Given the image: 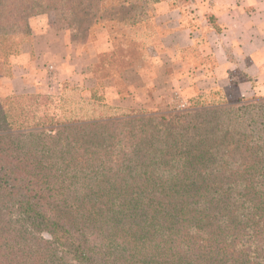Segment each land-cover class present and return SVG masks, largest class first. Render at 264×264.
<instances>
[{
    "label": "trees",
    "instance_id": "1",
    "mask_svg": "<svg viewBox=\"0 0 264 264\" xmlns=\"http://www.w3.org/2000/svg\"><path fill=\"white\" fill-rule=\"evenodd\" d=\"M160 1L0 0V79L47 13L72 30L103 24L112 48L92 75L122 92ZM85 90L62 118L0 95V264H264V99L198 94L151 111Z\"/></svg>",
    "mask_w": 264,
    "mask_h": 264
},
{
    "label": "crops",
    "instance_id": "2",
    "mask_svg": "<svg viewBox=\"0 0 264 264\" xmlns=\"http://www.w3.org/2000/svg\"><path fill=\"white\" fill-rule=\"evenodd\" d=\"M30 24L32 40L13 58L12 75L0 79L1 96L63 80L84 85L85 93L99 87L92 67L112 48L107 32L83 43L86 57L78 60L80 46L50 26L46 15L32 17ZM155 24L148 59L123 73L127 90L105 83L108 104L167 110L179 102L189 105L198 94L230 101L264 92V0H161ZM50 64L55 76L48 73Z\"/></svg>",
    "mask_w": 264,
    "mask_h": 264
},
{
    "label": "rangeland",
    "instance_id": "3",
    "mask_svg": "<svg viewBox=\"0 0 264 264\" xmlns=\"http://www.w3.org/2000/svg\"><path fill=\"white\" fill-rule=\"evenodd\" d=\"M179 2V4L185 0H177ZM140 2L136 1L135 4H137L139 7L137 8L139 10L140 8ZM130 5L126 3V8H129ZM134 12H132L131 14H134ZM39 15H46L50 26H52L54 29L60 31V32H66L68 33L71 42L74 43L75 45H79L80 46V51L82 52L81 56L78 58V60H81L82 57L85 58L86 57V50L85 47H82L83 43L85 42H91L95 39L98 38V36L101 34V32H107L106 28L103 26L102 23H98L96 24L91 30H86L85 27L83 26L82 29L80 30H72V28H70L69 24L67 22H65L64 20L60 19V18H56L55 14L53 15V19L50 18V16L47 13H43V14H38V15H34V16H39ZM31 16L29 18V27H30V32L32 35V28H31V24H30V20L32 17ZM84 25H88V24H84ZM106 30V31H105ZM108 34V33H107ZM109 37V35H108ZM110 40V37H109ZM31 41V40H30ZM30 41H27L25 43H28ZM111 41V40H110ZM24 43V44H25ZM23 44V45H24ZM23 45H22V49H23ZM77 50V49H76ZM20 52V51H19ZM20 53H18L17 55H19ZM16 55V56H17ZM15 57V56H14ZM13 60V58H12ZM75 63V62H74ZM79 62H76L75 64H77ZM52 65V64H50ZM50 65L48 66V73L50 75L55 76L57 70L56 68L54 70H50ZM3 78V77H2ZM123 80V84L125 85L126 82ZM113 80L111 79H107L104 81V84L102 87H98V92L99 93H104L106 92V84L105 83H112ZM76 87V85H72L70 84V81L68 80H63L60 82V85L58 86L56 85H48L47 87H43V89L41 90H37V91H32L29 93H19V95H33L36 98L37 102L39 103V108H40V112L41 113H48L56 118L60 117L62 118V116L64 115V112H68L69 116H72L69 112L71 109V105L73 106V102L75 99L74 96V91H72V88ZM79 87H85L83 86H79ZM127 89L123 90L122 92H125ZM14 95V94H13ZM84 96H87V94L84 92ZM84 96H82L84 98ZM88 97V96H87ZM105 99H103V103L110 105L106 102V97L104 96ZM241 99H247V100H260V99H264V92H259V93H255L253 96L251 97H243L237 100H230L229 103H235L238 101H241ZM186 104V103H185ZM190 105H185L184 107H179V105L174 106L171 109H167V110H158V109H148V108H142V109H147V110H151V111H171V110H184L189 108ZM66 112V113H67ZM65 113V114H66ZM89 113H91V110H89ZM91 116V115H90ZM93 117V116H91ZM39 234L41 235H45V237H49L50 235L46 232L43 231V234L39 232ZM63 249H66V246L63 245ZM62 252L59 253V255H61Z\"/></svg>",
    "mask_w": 264,
    "mask_h": 264
},
{
    "label": "built area",
    "instance_id": "4",
    "mask_svg": "<svg viewBox=\"0 0 264 264\" xmlns=\"http://www.w3.org/2000/svg\"><path fill=\"white\" fill-rule=\"evenodd\" d=\"M54 69H55V65L54 64L50 65V70L52 71ZM178 105L179 107H184L186 104L184 102H179Z\"/></svg>",
    "mask_w": 264,
    "mask_h": 264
}]
</instances>
